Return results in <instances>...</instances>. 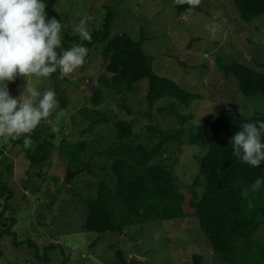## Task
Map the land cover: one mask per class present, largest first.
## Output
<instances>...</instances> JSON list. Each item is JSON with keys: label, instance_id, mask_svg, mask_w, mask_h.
Instances as JSON below:
<instances>
[{"label": "rangeland", "instance_id": "1", "mask_svg": "<svg viewBox=\"0 0 264 264\" xmlns=\"http://www.w3.org/2000/svg\"><path fill=\"white\" fill-rule=\"evenodd\" d=\"M108 7L115 10L111 37L126 33L138 41L144 34L142 47L152 57L153 71L200 95L189 107L173 102L183 116H191L185 129L222 113L253 112L254 105L246 104L235 78L225 77L217 61L241 62L264 72V14L244 21L234 0H201L191 11L189 5H176L174 0H53L52 5L70 34H76L73 26L84 17L90 33L102 28ZM88 55L85 60L89 61L66 77H31L41 94L53 89L59 101L54 113L58 131L49 151L52 165L43 167L44 180L37 175V166H31L21 145H14L9 137H0V172L8 187L13 188L9 201L13 209L3 210L6 193L0 191V212L5 218L0 215V230L9 227L12 232L0 239V264H226L212 251L197 217L131 225L122 234L99 235L83 227L87 210L81 199L94 195L99 181L109 182L113 174L110 162L99 152L115 139V120L135 119L133 140L144 143L148 141L147 125L166 130L179 125L168 108L171 99L149 105L146 80L136 82L129 90L101 82L110 75L100 46L91 48ZM25 83L19 76L9 82L11 95L19 96ZM95 89L102 91L98 106L90 103ZM126 95L130 111L122 106ZM93 108L98 113H92ZM91 120L98 123L90 125ZM79 142H86L82 153L85 165L73 169L63 149ZM205 153L200 145L184 141L165 147L162 158L186 191ZM91 156L93 160L88 161ZM53 176L59 178L56 185ZM13 218L15 223L10 225ZM254 238L264 242V225ZM32 243H36L41 257L47 254V260L36 259ZM51 244L56 245L47 249ZM256 247L258 252H264V244ZM194 255H200L199 261Z\"/></svg>", "mask_w": 264, "mask_h": 264}, {"label": "trees", "instance_id": "2", "mask_svg": "<svg viewBox=\"0 0 264 264\" xmlns=\"http://www.w3.org/2000/svg\"><path fill=\"white\" fill-rule=\"evenodd\" d=\"M43 2L47 5V16H55L61 20L52 9L53 0ZM234 4L244 21L264 14V0H234ZM114 15L115 10L108 7L102 28L91 33L90 43L81 41L77 33L70 34L66 31L61 21L62 47L68 49L83 43L90 50L99 45L105 70L110 75L101 79V82L111 84L117 89L126 87L129 90L136 82L146 80L145 95L149 105L159 99H171L168 108L175 115L179 125L171 130L158 125H147L148 141L144 143L133 140L135 119L115 120L116 137L99 152L110 162L113 174L109 182L99 181L94 195L81 199L87 210L83 227L99 235L104 232L122 234L124 229L131 225L197 217L199 227L208 237L212 251L222 256L226 264L264 263V252H258L256 247L264 242L254 238L259 227L264 225V184L258 192L251 190V185L257 178L264 180V162L259 167L241 163L232 154L230 144V137L241 130V123L264 120V72L245 63H224L218 59V67L223 71V75H232L246 104L254 105L253 112H226L213 120L205 119L200 124L185 129L184 124L191 116H183L173 102L189 107L200 95L153 71L152 57L147 55L142 47L146 39L144 34L138 41L126 33H116L111 37ZM88 61L89 59L85 60ZM59 75L58 70L51 76L57 80ZM101 98L102 91L95 89L90 103L98 106ZM128 99L129 96H124L122 106L130 111L126 103ZM92 113L96 114L98 110L93 108ZM95 123H98V120H91L90 125ZM54 134L48 126H38L32 134L35 142L33 149L23 147V138L11 139L14 145H21L31 166H37V175L43 180L46 175L43 167L52 165L49 151L54 147ZM184 141L198 144L206 150L205 155L200 158L198 174L186 191L181 188L177 176L162 158L165 147ZM85 146L86 142L64 146L66 150L63 151L67 154L69 162L74 164L71 168L79 169L85 165V160L82 159ZM90 159L92 161L93 156L88 161ZM92 174L95 172L92 171ZM53 179L55 185L58 184L59 178L53 176ZM200 186L203 187L201 191L198 189ZM243 188L248 189L246 195H242ZM12 190L0 172V191L2 194L6 193L3 210L13 209L9 203L13 195ZM56 191H60L59 186ZM250 201L253 205L251 208L248 206ZM0 215L4 218L3 211ZM14 223L13 218L10 225ZM4 235H12L9 227L0 230V239ZM98 240L97 237L94 242ZM32 245L36 248V259H48L47 254L44 257L39 255L36 243ZM55 245L51 244L47 249ZM118 253L120 258L124 259L121 253ZM194 256L199 261L200 255ZM125 264L128 263L125 261Z\"/></svg>", "mask_w": 264, "mask_h": 264}, {"label": "clouds", "instance_id": "3", "mask_svg": "<svg viewBox=\"0 0 264 264\" xmlns=\"http://www.w3.org/2000/svg\"><path fill=\"white\" fill-rule=\"evenodd\" d=\"M176 5L198 7L201 0H174ZM43 0H0V137L23 138V147L33 149L32 134L41 124L52 133L58 131L54 113L59 107L57 94L46 89L43 94L33 85L31 77H49L59 70L66 77L85 64L89 48L83 43L68 49L62 47V23L47 16ZM187 20V17H184ZM87 18H81L73 31L81 41H92ZM215 26L212 27L213 34ZM23 77L19 96H13L9 82ZM240 131L230 137L232 154L241 163L259 167L264 162V120L243 122ZM264 180L257 178L251 185L258 192ZM247 188L242 189L246 195ZM253 207L251 201L248 205Z\"/></svg>", "mask_w": 264, "mask_h": 264}]
</instances>
